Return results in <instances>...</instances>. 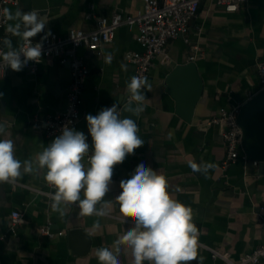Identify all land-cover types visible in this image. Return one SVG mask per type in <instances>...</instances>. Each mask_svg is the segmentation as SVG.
Masks as SVG:
<instances>
[{"label":"crops","instance_id":"1","mask_svg":"<svg viewBox=\"0 0 264 264\" xmlns=\"http://www.w3.org/2000/svg\"><path fill=\"white\" fill-rule=\"evenodd\" d=\"M46 1L50 11L45 33L50 30L59 35L67 34L72 27L94 30L100 17L117 11L135 14L144 5L143 0ZM33 5L34 0H20L18 6L8 8L13 12L17 8L31 11L35 9ZM5 29L6 26L0 31L1 39H11L14 47L23 43ZM136 33V28L123 25L98 49H79L90 73L76 130L86 135L90 151L86 116L96 115L129 95L127 83L135 72L129 54L143 51ZM196 43L202 50V57L195 62L204 91L193 121L187 122L177 114L176 101L166 90L165 82L174 67L191 62L192 45ZM260 61H264V0H247L234 12L226 11L214 0H203L189 29L169 40L166 52L157 57L150 71L147 79L151 91L145 90V111L137 121L138 134L145 143L114 166L110 191L104 198L111 202L109 215L83 217L74 205L64 208L63 216L52 211V201L38 191L49 189L44 180L46 170L36 169L15 183H0V264H99L96 249L112 248L113 242L133 227L130 218L122 223L124 218L115 197L121 191L120 181L129 179L140 163L165 175L172 197L192 208L201 243L229 252L234 259L263 244L264 175L259 174L258 164L243 157L223 167L227 154L224 129L207 125L214 115L241 106L262 89ZM70 82V66L59 59H44L36 72L24 68L0 74V122H5V133L0 139L14 141L17 159L34 160L48 146L50 138L34 128L31 119L37 114L64 111ZM192 161L211 162L216 167L205 177L191 170ZM84 163L87 166L86 157ZM16 211L23 214L24 222L13 228ZM97 219L100 228L93 231ZM43 227H49L56 235H44ZM75 227L85 229L90 236L86 254L75 252L72 247L69 230ZM60 231L64 233L59 235ZM77 242L82 247V239ZM199 255L204 257L203 264H212L208 249L202 247ZM119 259L121 264H132L130 250L123 245ZM259 264H264V259Z\"/></svg>","mask_w":264,"mask_h":264},{"label":"clouds","instance_id":"2","mask_svg":"<svg viewBox=\"0 0 264 264\" xmlns=\"http://www.w3.org/2000/svg\"><path fill=\"white\" fill-rule=\"evenodd\" d=\"M2 15L6 21L14 22L7 23L5 31L23 43L14 47L11 39H0V67L20 72L29 61L40 63L43 40L51 36L49 30L41 42L32 43L31 38L44 32L46 27L40 11L17 8L13 12L4 8ZM4 48L8 50L3 51ZM151 87L146 76H132L127 83L129 95L123 103H114L96 115L86 116L91 151L86 135L67 126L34 160L17 159L14 141L0 139V183H15L36 169L46 170L44 180L55 190L49 194L52 211L63 216L64 208L74 205L83 217L108 216L111 202L104 198L110 191L114 166L145 143L138 134L137 121L145 111V90L151 91ZM122 113L128 115L122 118ZM4 133L5 122H0V135ZM189 167L207 177L216 165L192 161ZM119 187L121 191L115 201L124 218L122 223L130 218L133 227L116 239L112 248L96 249L99 264H121L122 245L130 250L132 264H190L192 261L203 264L204 257L199 255V250L204 245L199 241L200 230L194 222L193 210L172 197L165 175L140 163L129 179L120 181ZM98 228L99 219L94 222L93 231Z\"/></svg>","mask_w":264,"mask_h":264},{"label":"built area","instance_id":"3","mask_svg":"<svg viewBox=\"0 0 264 264\" xmlns=\"http://www.w3.org/2000/svg\"><path fill=\"white\" fill-rule=\"evenodd\" d=\"M143 1V8L135 14L117 11L110 16L100 17L94 30L72 27L65 35L51 32V36L43 40L41 62L44 59H59L62 63H68L71 71L66 109L62 112L43 116L37 114L31 119V125L50 138V142L66 126L76 130L80 121L85 81L90 73L86 60L79 54L81 47L98 49L104 42L112 39L119 27L126 25L130 28H136V40L143 46V51H132L129 54V61L135 66L133 76H146L148 78L157 57L166 52L169 40L178 37L189 29L191 22L198 15L203 0ZM214 1L226 11L234 12L238 11L247 0ZM19 4L20 0H0V31L9 23L3 17L2 10ZM31 40L33 44L41 42V39L35 41L31 38ZM201 57L200 46L197 43L193 44L190 61L195 62ZM40 63L29 61L25 68L31 72H36ZM9 70L10 68L3 70L0 67V74H6ZM258 74L261 86L264 88V61L258 63ZM239 108L240 106H236L229 110H223L207 122V125H220L224 129L223 135L227 154L223 167L235 163L240 157L246 159L242 147L243 131L237 121ZM255 163L257 164V162ZM38 191L51 200L49 194L54 193L55 190L49 186L47 190ZM23 222V214L14 212L13 228L18 227ZM41 231L49 237L56 235V232L49 227H43ZM63 233V231L58 232L59 235ZM201 244L210 251L212 264H218V261H222L224 264H259L264 259V243L239 259H234L229 252L204 243Z\"/></svg>","mask_w":264,"mask_h":264},{"label":"water","instance_id":"4","mask_svg":"<svg viewBox=\"0 0 264 264\" xmlns=\"http://www.w3.org/2000/svg\"><path fill=\"white\" fill-rule=\"evenodd\" d=\"M34 8L40 11L47 26L49 16V5L46 0H34ZM37 34L32 39L39 41L45 34ZM166 90L176 101V112L187 122H192L196 107L203 95L204 81L199 71L197 62L191 61L177 65L166 78ZM125 94L120 98L123 103ZM123 108V104L120 105ZM127 113H122L127 116ZM133 119H135L133 117ZM238 124L243 131L242 147L247 160L257 162L258 172L264 175V88L250 97L239 108L237 116ZM92 146V138L90 140ZM69 237L75 252L88 253L90 249V236L83 228L75 227L69 230ZM78 238L83 241L82 247H78ZM80 246V245H79Z\"/></svg>","mask_w":264,"mask_h":264}]
</instances>
